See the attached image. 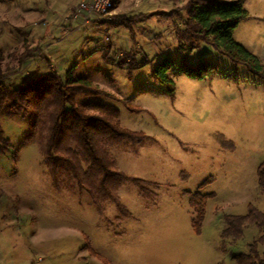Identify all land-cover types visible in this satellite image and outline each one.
Segmentation results:
<instances>
[{
    "label": "rangeland",
    "instance_id": "obj_1",
    "mask_svg": "<svg viewBox=\"0 0 264 264\" xmlns=\"http://www.w3.org/2000/svg\"><path fill=\"white\" fill-rule=\"evenodd\" d=\"M62 1L0 0V49L9 72L2 82L15 88L33 75L71 69L74 79L109 94L77 95L75 102L116 109L119 126L138 135L108 151L128 179L117 203L99 214L68 167L51 169L38 137L26 140L28 119L1 111L0 137L10 147L0 154V264H236L233 256L247 253L262 234L246 224L235 242L221 238L225 216L246 215L250 207L264 215L257 184L264 162L262 80L205 43L188 54L178 50L171 18L140 19L138 26L139 16L111 14L81 24L71 18L78 1ZM241 6L250 17L239 22L233 40L264 65V0ZM23 40L31 53L11 73L17 62L7 55L24 52ZM101 53L148 63L129 71ZM166 56L175 64L167 73L172 96L151 74ZM202 61L218 66L213 79L178 71L181 63Z\"/></svg>",
    "mask_w": 264,
    "mask_h": 264
},
{
    "label": "trees",
    "instance_id": "obj_2",
    "mask_svg": "<svg viewBox=\"0 0 264 264\" xmlns=\"http://www.w3.org/2000/svg\"><path fill=\"white\" fill-rule=\"evenodd\" d=\"M242 0H187L182 8L159 13L178 23L174 29V39L178 50L190 53L205 43L211 49L226 56L233 65L243 66L250 74L262 80L264 85V65L233 40V32L239 22L249 19L242 9ZM22 53L7 55L16 60L15 73L27 61L28 47ZM102 59L118 68L129 71L146 65L147 61L130 59L110 60L105 53ZM5 56L0 49V112L7 116L27 118L30 132L26 140L35 136L40 141V151L55 170L56 164L64 163L79 188L91 198L99 214L104 205L117 203V190L128 179L115 167L109 148L123 141H133L138 135L119 126L116 109L98 102L76 104L77 95L96 96L105 94L87 79H74L71 69L63 76L55 72L36 74L26 78L17 87L3 84L9 72L3 70ZM175 68L170 56L162 58L152 69V77L168 87L173 95L172 82L167 73ZM179 73L193 80H211L217 75L218 66L202 61L194 67L183 63ZM233 76H236L234 71ZM109 95V94H105ZM9 141L0 137V154L9 149ZM131 181L140 185L137 179ZM257 184L264 196V162L257 169ZM195 200L190 201V204ZM196 224L202 220L200 205L197 206ZM222 240L235 242L240 239L246 224L255 225L262 234L248 246L245 254L234 255L236 264H264V215L250 207L243 216H225ZM223 264V263H220Z\"/></svg>",
    "mask_w": 264,
    "mask_h": 264
},
{
    "label": "crops",
    "instance_id": "obj_3",
    "mask_svg": "<svg viewBox=\"0 0 264 264\" xmlns=\"http://www.w3.org/2000/svg\"><path fill=\"white\" fill-rule=\"evenodd\" d=\"M65 1L67 0H63L62 2L65 3ZM77 1L79 3L81 0H76V2ZM181 1H184V0H114V5L112 8L111 14L112 16H117V17L120 16L124 18H127V17L136 18L139 16L138 18L135 19L139 26L141 24V23H138L140 19L161 17L158 15L159 13L170 11L171 9L174 8L173 6L174 2L178 3V6H179L182 3ZM62 2H60V4ZM95 20H98V18L92 19V21H95ZM73 31L74 30H72L71 32ZM26 46L28 48L30 47L29 41L27 42V40H23L22 47H26Z\"/></svg>",
    "mask_w": 264,
    "mask_h": 264
},
{
    "label": "built area",
    "instance_id": "obj_4",
    "mask_svg": "<svg viewBox=\"0 0 264 264\" xmlns=\"http://www.w3.org/2000/svg\"><path fill=\"white\" fill-rule=\"evenodd\" d=\"M113 5L114 0H81L71 18L78 19L81 24L89 23L93 18H106L111 15Z\"/></svg>",
    "mask_w": 264,
    "mask_h": 264
}]
</instances>
